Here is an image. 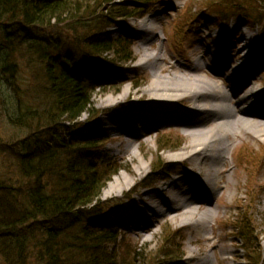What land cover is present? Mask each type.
<instances>
[{
    "label": "rangeland",
    "instance_id": "rangeland-1",
    "mask_svg": "<svg viewBox=\"0 0 264 264\" xmlns=\"http://www.w3.org/2000/svg\"><path fill=\"white\" fill-rule=\"evenodd\" d=\"M70 1H75L77 7L82 5L83 9H86L87 16L81 12L83 9L78 13L75 12L78 19L82 16L83 21L102 18V15L109 18L114 14L109 12L110 7L124 1L134 2L136 6H132L133 10H140L143 5L142 0ZM149 1L152 4L144 8L147 10V15L141 19L115 17L109 20L107 18L96 25L100 32L109 33L111 38L125 36L126 39L132 40L133 61L123 65V62H120L121 65H118L116 69L107 66H91L81 74L84 77H94L95 79H91L92 84L95 82V86H100L93 92L88 108L76 118L74 124L76 136L84 139L88 135L86 133L100 132L106 137L99 146V151L111 157L117 170L105 182L103 189L106 190L108 183L112 184L114 179H118L120 186L119 190H114L119 192L108 193L109 195L105 194L103 189L101 190L96 203L98 213L116 224L115 227L120 234L115 246L121 248L119 253L126 254L132 249L142 253V258L134 264H194L190 260L191 256L195 257V260L206 256L210 264H249L250 250H255V254L260 257L257 263L264 264V165L263 172L256 177L255 166L248 172L241 169L244 163L238 164L237 167L234 164L237 160L236 155H240L237 150L239 147L247 150L244 153L255 155L257 160L260 157L264 160V136L260 137V140L249 136L242 137L241 139L246 141L244 146L249 149L240 146V138L233 141L225 165L226 173L232 170L233 172L230 173L226 189L219 191L216 199L211 201L199 199L192 204L199 208L197 213L202 211L204 213L205 209L212 211L211 215L202 218L205 225L203 228L201 224L185 226L187 220H182L181 217L171 219L157 213L156 216L142 222L128 214L130 209L140 210L144 204L150 206L157 200L172 199L176 191L167 187L168 182L179 180L180 177L190 174L196 178L198 174L196 165L187 160L190 149L185 146L188 145L189 137L183 126L176 120H174L176 123L168 121L170 117L168 114L155 116V113L169 111L187 113L192 109L193 102L191 99L175 95L170 99L173 103H177L175 107L164 106L160 102L152 103V100L158 99L156 98L158 94L148 91L153 71L150 64L138 65L144 58V54H159L166 69L170 65H175L182 71H189L194 62L201 59L207 65V69L202 72L204 77L219 82L223 77L215 75L213 61L204 56L205 49L217 57L224 53L226 57H229L228 64L244 63L245 59H242L243 53H240V48L245 46L257 48L264 44V25L254 26L247 20L240 19L241 16L237 14L242 13L239 11L240 8L252 17L258 12L262 15L259 21L264 22V0L259 2L236 0L230 5L221 3L224 0ZM252 4L257 6H255L256 10L251 9ZM215 14L225 20L232 17V20L229 24L219 25ZM84 17L87 18L84 19ZM145 18H149L150 23L143 28L139 22ZM60 20V24H57L53 19L47 28H42L43 33L55 35L57 32H63L66 45L72 49L73 41L80 46L77 51H82L83 47L77 42L76 34L67 28L70 20L65 17ZM81 25L86 24L81 23ZM93 31L87 36H90ZM223 33L229 34L221 37ZM80 35L85 36V30H80ZM149 37H153V40L143 45L144 39ZM98 59L112 60L108 56ZM35 75L36 72L31 68L23 72V78L29 86L37 84ZM256 75L254 85L262 90L264 64ZM236 100L239 101V97ZM236 100L227 101V106L234 107ZM138 118V122L135 121ZM72 124L73 122H70L66 125L71 127ZM135 134L139 136L134 137ZM163 137L167 140H162ZM160 147L163 150L159 151ZM233 151L235 155L233 154L232 157ZM168 162H176V169L170 173L172 168H169L168 173L165 174L167 180L157 182L164 174ZM140 165L144 168L140 169ZM219 166L221 165H218V168ZM154 171L158 174V178H155L156 174L151 173ZM222 184L224 185V180L218 185ZM192 185V181L182 180L181 187L184 190L191 188ZM131 190L135 192L131 199L121 203L123 204L121 207H115ZM159 208L162 211L166 209L164 206ZM124 212H127L130 219L124 217ZM140 213L145 215L146 211L141 209ZM131 218H134V223ZM247 229L254 231L255 248H248V245L240 240ZM173 233L176 234L173 236ZM165 238H168L169 245H177L169 250L174 253L173 255L170 253L171 256L160 254L170 249L167 246L164 250H160L163 248L162 242ZM208 238L212 241H207ZM174 255L178 256L173 258Z\"/></svg>",
    "mask_w": 264,
    "mask_h": 264
},
{
    "label": "trees",
    "instance_id": "trees-1",
    "mask_svg": "<svg viewBox=\"0 0 264 264\" xmlns=\"http://www.w3.org/2000/svg\"><path fill=\"white\" fill-rule=\"evenodd\" d=\"M142 2L140 10L124 1L110 7L109 18L83 21L75 12L84 6L75 1L0 0V264H134L142 258L133 249L119 253V234L101 221L96 204L90 207L117 170L95 153L103 137L79 139L65 125L88 108L94 92L76 74L80 65L104 56L113 64L132 59L127 39L111 38L96 25L143 15L152 2ZM81 12L87 16L86 9ZM64 17L83 47L80 52L77 43L72 41V49L66 45L63 32L42 31ZM30 68L36 85L23 78ZM253 232L247 229L240 239L248 248H255ZM162 244L160 250L170 248L160 252L163 256L177 247L168 238ZM255 253L250 250L249 264H258Z\"/></svg>",
    "mask_w": 264,
    "mask_h": 264
},
{
    "label": "bare ground",
    "instance_id": "bare-ground-1",
    "mask_svg": "<svg viewBox=\"0 0 264 264\" xmlns=\"http://www.w3.org/2000/svg\"><path fill=\"white\" fill-rule=\"evenodd\" d=\"M149 21V18H145L139 24L144 28L149 25ZM152 40L153 37L144 39L143 45ZM247 49L248 46L240 48V53H243L242 59H245L244 63H242L243 65L228 64L229 57H226L224 53L219 58L216 55H212L208 49H205L204 56L213 61L215 75L225 78L220 79V83L204 77L202 72L207 69V65L201 59L195 61L189 71H182L175 65H170L166 69L163 66L164 61L161 60L159 54H144V58L138 65L145 66L150 64V68L153 71L148 91L158 94L156 95L158 99L152 101L161 102L165 106H169L168 103H172L170 99L175 95H180L191 99L193 102L192 109L187 113L169 111L163 112L161 115L168 114L170 115L168 121L175 123L177 121L183 126L189 137L188 145L185 146V148L188 147L190 149L187 160L192 161L196 165L198 174L196 178L190 174L180 177L179 180L168 182L167 187L176 191L174 197L169 200H157L154 205L150 206L144 204L141 208L148 215L145 213V215L140 214L137 216V212L134 209H130L129 213L133 214L136 219L147 221L149 217H154L158 213L171 219L181 217L182 220H187L186 224L184 223L185 226H198L201 224L200 226L203 228L205 225L202 222V218L211 215L212 211L205 209L204 213L203 211L197 213L199 208L197 206L195 208L192 204L199 199H206L207 201L216 199L218 192L226 189L229 184L230 173L233 172L232 170L226 173L225 166L233 141L240 138L242 143H240V146H244L246 141L241 139L242 137L249 136L252 139L260 140V137L264 136V114H260V111L248 103L264 104V99H260V91L254 85L259 69L251 71L248 66H244L249 62L248 56L256 58V53L252 49L249 50L247 56ZM162 72L165 73L162 74ZM223 89L224 91H222ZM238 97L239 101L236 100ZM233 99L236 100V103L234 108L231 109L227 106V101ZM200 104H207L210 107H206L203 110V108H198ZM137 120L139 118L135 121ZM138 136V134L134 135V137ZM244 147L249 149L246 146ZM218 165L221 166L218 168ZM253 165H255L256 177L260 176L263 172L264 160L254 161ZM139 167L140 169L144 168L141 165ZM241 169L249 172L251 166L243 165ZM182 180L192 181V187L184 190L181 187ZM223 180L224 185L219 186L218 184ZM111 183H108L106 190H104L105 188L103 189L105 194L119 192L114 191L120 188L118 179H114ZM160 206H164L166 209L162 211L159 208ZM124 213H126L124 217L127 218L129 215L127 212ZM207 241L211 242L212 239L208 238ZM205 257L195 260V257L191 256L190 260L194 264H204L203 259ZM205 259V264H210L208 258L206 257Z\"/></svg>",
    "mask_w": 264,
    "mask_h": 264
}]
</instances>
